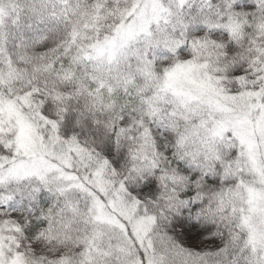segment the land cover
<instances>
[{
    "label": "snow or ice",
    "instance_id": "6c2138e0",
    "mask_svg": "<svg viewBox=\"0 0 264 264\" xmlns=\"http://www.w3.org/2000/svg\"><path fill=\"white\" fill-rule=\"evenodd\" d=\"M0 264H264V0H0Z\"/></svg>",
    "mask_w": 264,
    "mask_h": 264
}]
</instances>
